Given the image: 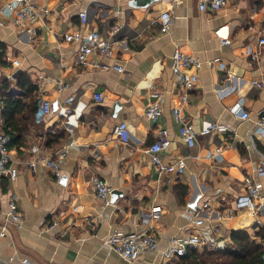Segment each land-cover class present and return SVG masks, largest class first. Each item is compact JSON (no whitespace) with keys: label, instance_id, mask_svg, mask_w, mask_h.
I'll return each instance as SVG.
<instances>
[{"label":"crops","instance_id":"1","mask_svg":"<svg viewBox=\"0 0 264 264\" xmlns=\"http://www.w3.org/2000/svg\"><path fill=\"white\" fill-rule=\"evenodd\" d=\"M9 1L0 0V8ZM33 2L49 13L28 22L31 31L15 24L12 10L0 11V89L3 82L13 87L21 74L37 88V105L43 99L51 103L50 114L41 122L33 116L22 151L11 148L17 177L0 180V213L7 211L9 198L15 196L22 220L20 228L11 225L0 238V262L187 264L182 259L163 261L159 252L129 263L104 242L113 234L132 235L153 228L163 250L172 237L185 239L195 231L208 242L195 249L202 253L205 248H229L233 230L254 236L264 227V190L256 214L236 204L244 194L243 178L254 175L264 163V137L255 127L264 114V45L258 48L264 35V0H231L215 12L200 11L198 0ZM165 10L172 16L169 34L158 21ZM83 12L87 24L80 21ZM115 25L120 29L111 35ZM87 29L119 46L112 59L93 60L119 64L124 72L77 63L78 44L66 41L64 35ZM221 38L229 39L230 45L221 46ZM176 47L201 62L197 86L182 110L185 120L197 133L212 122L223 127L197 135L192 147L179 140V123L172 115L181 94L171 71ZM15 59L18 67L12 63ZM252 81L262 82V87ZM59 82L66 88L59 90ZM94 92L102 93V102L93 99ZM69 97L75 99L70 109L65 104ZM158 100L161 116L146 119L145 107ZM244 111L249 119L241 118ZM118 122L129 127L127 145L113 135ZM159 129L167 131L171 142L161 153L162 162L172 164L183 158L182 174L160 176L151 164L147 148ZM70 141L74 145L60 161L59 182L43 166L28 167L39 156L54 157ZM217 151L220 161L211 158ZM94 175L117 192L109 205L95 198L90 185ZM255 178L264 183V178ZM227 211L231 218L226 217ZM197 217L203 223L195 227Z\"/></svg>","mask_w":264,"mask_h":264},{"label":"built area","instance_id":"2","mask_svg":"<svg viewBox=\"0 0 264 264\" xmlns=\"http://www.w3.org/2000/svg\"><path fill=\"white\" fill-rule=\"evenodd\" d=\"M34 0H11L7 2L2 8L1 12L10 9L15 13V24L22 29H27V24L31 20L41 19L46 17L49 13L45 7L37 8L34 5ZM231 0H198V8L200 11L215 12L226 8ZM82 24H87L88 15L86 12L79 14ZM159 24L164 33H170L172 16L169 10L161 12L159 16ZM0 25L2 23L0 22ZM120 29L119 25H115L111 29V35L116 34ZM65 40L69 42H76L78 44V51L76 54V61L84 67H91L96 70H114L117 72H124V68L119 64L101 63V61H94L93 58L98 59H112L116 49L119 48L118 43L112 38L103 36L95 30L87 29L83 32H73L64 35ZM231 41L226 38L220 39L221 46L230 45ZM264 45V35L258 40V48ZM117 46V47H116ZM249 54H252L249 51ZM258 54V52L256 53ZM254 53V55L256 56ZM253 55V54H252ZM171 71L174 77L175 85L181 90L179 95V106L173 108L172 115L179 123L178 138L185 145L192 147L197 143V135L205 136L213 132L223 130V127L217 122H212L207 127L200 130L198 133L194 131L192 126L185 120L182 110L187 104L189 93L197 86L198 74L197 71L201 68V62L194 56L184 54L175 48L171 56ZM13 65L18 67L20 62L18 59L12 61ZM194 70V71H193ZM10 80H14L13 77ZM253 86L262 87V82L252 81ZM59 90L66 88V84L58 83ZM96 102H102L103 95L100 92H94L92 95ZM74 97L66 99L65 104L68 108H72L74 104ZM4 101L0 99V114L4 110ZM51 103L48 99H43L38 102L34 118L36 122H41L43 118L50 114ZM162 114V107L160 100L148 104L144 109V117L148 120H155ZM243 119H249L247 112H242L240 115ZM3 119L0 116V180H14L18 174L17 163L12 158L10 145V137L4 133L2 129ZM256 133L264 137V114L255 121ZM113 135L121 144L127 145L130 140V131L126 122H118L113 128ZM168 133L164 129H159L156 134L154 142L147 148V153L150 156V162L155 168L158 175H165L169 173L182 174L185 163L183 158L178 159L175 163L164 164L162 162L161 153L170 145ZM74 145L70 141L57 154L52 156H39L28 163V167L34 170L36 165L43 166L48 169L53 178L59 182L61 179L60 161L66 156L68 149ZM211 158L220 161L222 156L219 151ZM257 178H264V163L257 167L254 175H247L242 180L244 194L237 198L236 204L238 207L249 210L252 214H256L259 210V205L262 199V191L264 190V183ZM90 185L95 198L106 206L111 203L110 197L113 193V188L103 178L94 175L90 178ZM6 212L0 213V238L7 235L8 227L13 225L17 228L21 227L22 220L19 211V206L15 196H11L7 204ZM207 203L202 206L206 208ZM156 212V211H155ZM154 212V213H155ZM233 214L227 211L226 217L231 218ZM203 220L196 218L194 226H201ZM53 223L50 228H53ZM215 232L218 234L219 230ZM104 244L120 258L126 262L132 263L138 260L142 255L147 253L159 252L163 261L178 260L185 257L190 250L206 246L208 242L203 239L199 233L193 232L187 238L172 237L168 246L159 250V239L156 231L153 228L147 231L132 234L122 235L113 234ZM262 262L264 264V252L262 254ZM0 264H9V262H0Z\"/></svg>","mask_w":264,"mask_h":264},{"label":"trees","instance_id":"3","mask_svg":"<svg viewBox=\"0 0 264 264\" xmlns=\"http://www.w3.org/2000/svg\"><path fill=\"white\" fill-rule=\"evenodd\" d=\"M0 90L1 99L5 104L1 113L2 129L11 139L9 147H15L18 152H21L24 146V135L32 125L36 112L37 100L34 95L37 88L31 85L27 76L19 74L13 87L3 82ZM16 94L24 100L29 99L28 102L17 99ZM263 252L264 227H261L254 236L243 229L231 231L229 248L215 251L205 248L202 253L190 250L181 259L187 264H263Z\"/></svg>","mask_w":264,"mask_h":264},{"label":"water","instance_id":"4","mask_svg":"<svg viewBox=\"0 0 264 264\" xmlns=\"http://www.w3.org/2000/svg\"><path fill=\"white\" fill-rule=\"evenodd\" d=\"M112 195L115 197L117 195V192H113Z\"/></svg>","mask_w":264,"mask_h":264}]
</instances>
